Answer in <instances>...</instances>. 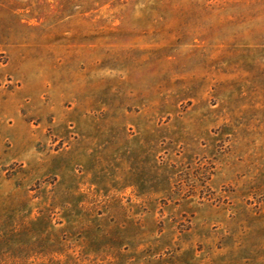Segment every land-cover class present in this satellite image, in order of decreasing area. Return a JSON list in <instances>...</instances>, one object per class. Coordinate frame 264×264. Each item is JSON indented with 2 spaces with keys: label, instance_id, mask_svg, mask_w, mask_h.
I'll return each mask as SVG.
<instances>
[{
  "label": "rangeland",
  "instance_id": "rangeland-1",
  "mask_svg": "<svg viewBox=\"0 0 264 264\" xmlns=\"http://www.w3.org/2000/svg\"><path fill=\"white\" fill-rule=\"evenodd\" d=\"M0 264H264V0H0Z\"/></svg>",
  "mask_w": 264,
  "mask_h": 264
}]
</instances>
